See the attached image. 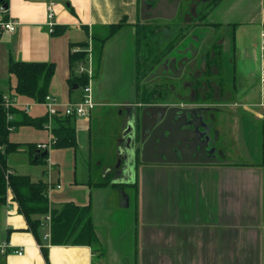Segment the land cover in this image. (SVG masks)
<instances>
[{
  "label": "crops",
  "instance_id": "obj_1",
  "mask_svg": "<svg viewBox=\"0 0 264 264\" xmlns=\"http://www.w3.org/2000/svg\"><path fill=\"white\" fill-rule=\"evenodd\" d=\"M7 16L16 26L12 32L0 30V91L9 97L12 92L9 56L51 62L55 71L48 93L60 102L82 96L69 81V53L81 49L77 43L88 42L84 63L93 67L98 45L93 36H103L109 24L124 25L102 46L90 80L95 105L88 116L73 121L76 147H49L44 164L31 163L24 148L8 157L12 172L47 184L50 208L68 201L90 205L103 251L50 244L49 213L36 215L42 220L43 251L8 189L0 204V245L8 243L4 251L0 246V264H264V0H220L186 37L194 36L190 53L199 56L188 54L190 60L180 67L182 58H175L164 74L148 81L169 86V101L151 104L142 103L135 91L136 28L152 23L154 36L162 28L174 35L172 19L141 20L139 0H8ZM185 20L188 27L198 18ZM54 25L65 30L54 35ZM12 98L32 116L46 114L41 103ZM172 105L197 108L206 123V156L139 161L135 167L130 137L149 132ZM50 137L48 128L32 126L12 128L9 134L20 143H48Z\"/></svg>",
  "mask_w": 264,
  "mask_h": 264
},
{
  "label": "trees",
  "instance_id": "obj_2",
  "mask_svg": "<svg viewBox=\"0 0 264 264\" xmlns=\"http://www.w3.org/2000/svg\"><path fill=\"white\" fill-rule=\"evenodd\" d=\"M0 5L8 9V0H0ZM7 20V12L2 16ZM201 21L202 17H198ZM124 25L120 21L107 26L106 33L101 37L93 36V40L98 43L92 52V74L94 78L99 67L102 46L104 42L119 31ZM155 26L152 23L137 25L136 28V48L137 59L135 62V91L142 103L151 104L162 101H169V86L166 84L152 85L145 79L151 74L154 68L168 54L178 39L174 36L168 41L160 52H156L157 41L153 42ZM183 28V27H182ZM184 29V28H183ZM65 26L54 25L52 33L61 34ZM87 41L77 43L81 48L69 53L70 84H76L83 88L89 81L86 72L77 73L76 69L83 64L87 58ZM216 62L217 58H212ZM212 61V62H213ZM55 71V65L51 62L22 61L15 60L11 56L8 59L9 82L13 80L10 98L21 96L34 102H42L48 93L49 84ZM200 85V82L196 83ZM196 90V89H195ZM74 116H53L48 117L46 112L42 116H32L27 110L19 106H6L3 100V93L0 91V204L5 202L7 190L10 189L14 200L17 202L18 211L25 217L27 229L30 230L37 241L41 244L42 250H46L42 245L41 227L42 220L36 215L49 213V243L52 245H88L94 247L100 253L103 246L99 242L95 232L90 205H76L68 201L59 208L52 209L49 206L47 194L48 186L42 180L33 181L28 175L12 172L8 165L10 154L26 149L30 155V162L34 164L46 163L48 148L76 147ZM50 121L52 126L48 127ZM139 127V123H136ZM19 126H32L37 129L48 128L52 137V142L48 148H38L35 143L13 142L9 138L12 128ZM137 127V129H138ZM138 134V131H136ZM262 139L264 142V121L262 126ZM139 164V149L135 150V167ZM100 182L98 185L103 184ZM136 186V181L133 184ZM136 190V189H135ZM136 193V191H135ZM136 195V194H135Z\"/></svg>",
  "mask_w": 264,
  "mask_h": 264
},
{
  "label": "water",
  "instance_id": "obj_3",
  "mask_svg": "<svg viewBox=\"0 0 264 264\" xmlns=\"http://www.w3.org/2000/svg\"><path fill=\"white\" fill-rule=\"evenodd\" d=\"M149 0H140V18L148 20L154 17L172 19L176 10V1L159 0L156 6L151 7ZM170 7V8H169ZM167 11L169 14L149 15L151 10ZM190 59L194 57L193 52ZM188 58L183 57L178 65L185 62ZM188 59V60H190ZM175 62V57L170 55L164 57L154 68L146 81L164 74L167 63ZM73 87H77L74 84ZM196 107L172 105L167 108L165 113L155 123L152 131L147 138L142 141L136 133L129 139V150L135 156V150L139 149V161L141 162H182L187 155L195 154L196 157H205L206 143L203 136V129L206 127L202 116L196 114ZM148 133V132H147ZM146 135V133L144 134ZM143 135V136H144ZM131 162L135 164V158Z\"/></svg>",
  "mask_w": 264,
  "mask_h": 264
},
{
  "label": "built area",
  "instance_id": "obj_4",
  "mask_svg": "<svg viewBox=\"0 0 264 264\" xmlns=\"http://www.w3.org/2000/svg\"><path fill=\"white\" fill-rule=\"evenodd\" d=\"M53 5L54 2H49L47 6L48 10V17L49 19L53 18ZM7 12V9L3 6L0 5V30L7 31V32H12L15 29L16 26V21L7 19L3 20L2 16ZM50 26H52V22L49 23ZM260 51H261V56L264 57V29L261 31L260 34ZM77 73H82L86 72L87 75L89 76V81L87 85H85L82 88V96L80 100L74 101V102H60L58 101L53 95L47 94L41 104H43L46 108V112L48 114V117L52 119L53 116H74V117H85L88 116L90 110L94 107L95 103L93 101V98L91 96V85H90V80H91V74H92V67L89 64L87 68L83 67V65H79L76 69ZM260 79L262 82H264V67L261 68L260 71ZM3 100L6 106H19V105L13 98H10L8 95H3ZM25 110H27V106H22ZM50 124H48V127ZM52 142V137H50L48 143H38V148H48L50 146V143ZM47 221L50 219V215H46ZM1 248L4 251L8 243L6 241L1 243ZM18 254L22 253V250H16Z\"/></svg>",
  "mask_w": 264,
  "mask_h": 264
},
{
  "label": "flooded vegetation",
  "instance_id": "obj_5",
  "mask_svg": "<svg viewBox=\"0 0 264 264\" xmlns=\"http://www.w3.org/2000/svg\"><path fill=\"white\" fill-rule=\"evenodd\" d=\"M157 1H159V0H149L148 2L150 4V6L154 8V6H156ZM168 1L172 2L173 0H168ZM139 2H140V0H139ZM219 2H220V0H178V1H176V10H175V14H174L172 19L176 18V19L182 20L180 23L181 25H179V27H177V30L179 29V33L175 35V36H177V38L178 37H180V38L178 39L177 43L175 44V46L171 50L173 52V55L176 56V58L180 59L183 57H187L188 54H191L190 53L191 49L189 47H190V44L193 43L191 41L193 40L194 36H190L188 43L184 44V40L190 34V32L194 29V27L202 24L201 21L195 20V21H192V23L188 27H186L185 25L187 24V22H184L183 19L185 20L186 18H193V17L198 18L200 16L203 18L206 16V14L211 9L215 8L219 4ZM198 5L201 7L198 8ZM206 6H209V7L207 8ZM147 14H149V15L164 14L165 15V14H169V13H167V11L165 13H163V11L155 9V10H151ZM154 18L158 19L159 17H154ZM186 40H187V38H186ZM186 40H185V42H187ZM159 51L160 50H157V48H156V52H159ZM197 56H199V52H197V54L195 55L194 58H196ZM206 57L207 56L204 54L205 64H206ZM215 57L218 58L217 52H215ZM201 60H202V56L200 57L199 63H201ZM206 67H207V65H206ZM197 70H198V72L196 71V73L195 72L194 73L196 75H199L201 73V68L199 67ZM199 71H200V73H199ZM154 125L149 130V132L146 133V135L142 136L141 138H140V133L139 132H138V134L136 133L137 137L140 140L144 141L147 138V136L150 134V132L152 131ZM134 158H135V156H134Z\"/></svg>",
  "mask_w": 264,
  "mask_h": 264
},
{
  "label": "rangeland",
  "instance_id": "obj_6",
  "mask_svg": "<svg viewBox=\"0 0 264 264\" xmlns=\"http://www.w3.org/2000/svg\"><path fill=\"white\" fill-rule=\"evenodd\" d=\"M201 6H199L198 5V8H200ZM207 8L209 7V6H206ZM205 7V8H206ZM181 19H172L170 22H171V26L172 27H179V25H181L180 23H181ZM183 21L184 22H188L189 20H184L183 19ZM173 30L175 31L174 32V35H173V33L172 32H170V33H166L165 32V30H164V28H162L160 31H157V33H156V35L153 37V41H157V43H155L156 44V48H157V50H160L163 46H164V44L170 39V38H173L176 34H178L179 33V29L178 30H175L174 28H173ZM173 35V36H172ZM187 42H185V40H184V44L185 43H188L189 42V39L187 38V40H186ZM182 44V43H181ZM180 44V45H181ZM183 45V44H182ZM172 56H174L175 57V55H172ZM176 58V57H175ZM83 65V67H85V68H87L89 65H88V63H83L82 64ZM152 79H154V78H152ZM153 123V122H152ZM150 124V129H151V126L153 125V124ZM147 133V132H146ZM226 138V137H225ZM227 141L229 140V141H231V139H226ZM228 141V142H229ZM215 147V146H214ZM210 150H212V147H211V149ZM131 193H132V191H131ZM133 200V198H132V195H130V201H132Z\"/></svg>",
  "mask_w": 264,
  "mask_h": 264
}]
</instances>
